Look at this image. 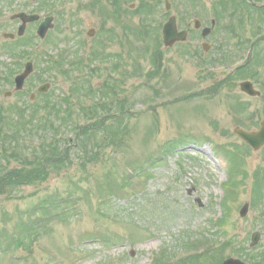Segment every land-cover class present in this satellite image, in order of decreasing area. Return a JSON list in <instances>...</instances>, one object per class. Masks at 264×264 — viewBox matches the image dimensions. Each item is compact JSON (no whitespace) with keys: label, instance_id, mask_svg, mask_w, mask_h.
Masks as SVG:
<instances>
[{"label":"rangeland","instance_id":"rangeland-1","mask_svg":"<svg viewBox=\"0 0 264 264\" xmlns=\"http://www.w3.org/2000/svg\"><path fill=\"white\" fill-rule=\"evenodd\" d=\"M23 1L2 0L7 11L1 17L20 12ZM25 1L26 11L37 7L42 19L58 20L48 42L36 40L26 49L29 57L19 71L0 51V77L34 63L23 105L38 101L39 117L56 105L34 128L40 135L16 140L21 147L14 148L27 154L21 156L19 186L2 182L0 188V264H192L186 259L196 255L193 264L229 258L264 264V146L254 150L234 133L257 132L264 123V70L257 64L237 70V63L211 70L163 44V57L153 65L152 48L140 36L120 44L123 31L110 10L100 17L69 0H48L51 6ZM127 19L134 28L142 24L138 16ZM163 22L153 17L146 29L152 34L151 25ZM111 34L116 43L108 41ZM99 36L106 42L96 49ZM53 58H61L56 76L49 72ZM148 72L157 74L151 78ZM244 81L262 96L244 94ZM215 84L221 85L216 92ZM43 85L49 91L40 98ZM7 91L14 89L0 87L5 109L18 99H7ZM32 94H38L33 102ZM51 142L56 156L45 171L39 169V179L25 175L24 169L36 172L32 161ZM3 159L0 184L6 172L20 167ZM256 232L260 241L251 248Z\"/></svg>","mask_w":264,"mask_h":264},{"label":"flooded vegetation","instance_id":"flooded-vegetation-1","mask_svg":"<svg viewBox=\"0 0 264 264\" xmlns=\"http://www.w3.org/2000/svg\"><path fill=\"white\" fill-rule=\"evenodd\" d=\"M41 1H43L45 5L51 6L48 0ZM69 1H72L69 5L78 7L80 11L97 12L100 17H103V15L106 16L110 10L112 16L116 20V24L123 31V41L121 40L120 44H123L125 40L131 37L137 39L138 36H140V41L144 40V42L152 48L150 52V61L153 65L157 64L156 59L163 57V52L160 50V45L163 44L164 48L167 50L178 48L179 54L185 59L187 58L186 60L189 59L188 61L191 63L210 67L211 70H215L214 65L223 63L241 64L237 70L239 68L246 70L252 65L257 64L260 70H264V0ZM1 2L2 0H0V4ZM25 4L26 1L24 0L21 4V11L12 13L8 18L1 17V13L3 12L4 14L7 10L3 9V6H0V40H3L5 44L3 49L2 47L0 48V51L3 52L4 50L11 60L16 62L17 67H19L18 71L22 66V61H24L26 57H29L25 55L26 49L30 50L33 48V42L36 40L38 42L41 41L37 33L40 25L46 18L52 17L53 20L51 23L55 27L58 20L56 15L42 19V16L38 13V10H36L37 7H33V11H26L28 7H25ZM20 14L36 16V19L24 24ZM130 15L138 16L139 21H142L141 26L134 28V23H127L126 17L129 19ZM156 16H161L164 22L160 26L161 29H159L160 27H156L155 24H152V28L155 29L153 33L150 34L146 28L152 23V18ZM172 20L175 23L177 34L172 44L167 45L164 39V29ZM72 24L75 23L72 22ZM22 27H24V29H22ZM145 30L146 34L144 38L142 34ZM95 34V30L88 32L90 37H93ZM47 36V39L45 38L46 41L50 39ZM111 37L112 34L108 38V41L110 40L111 43H116L119 40L115 38L111 39ZM99 39L100 41L93 45L96 49L103 47L106 42H101V36H99ZM84 45V43L79 42V46L84 47ZM96 49L93 51L97 52ZM51 61L55 62V59L53 58ZM23 71L24 69L22 72ZM22 72L16 73L14 69L9 68L3 71V75L0 77V87L3 88L8 86L14 89V91L5 92V97L8 99L16 95L15 97L18 98L15 102L7 105L8 109H5L4 106H0V138L5 136V139L0 140V169L3 166L2 164L5 163L3 159L4 156L8 158L7 163L11 160H16L15 162L18 161L20 163V167L18 166L15 168L17 173H5V178L1 181L0 188L3 185L2 182H11L10 185H13L12 188H17L19 186L20 171H23L22 169L24 168V159L20 154L24 155V153L21 151L18 152L17 155L14 153L6 155L7 152L4 150L8 147H13L10 148L11 151H13L18 150L15 148L21 147L20 143L24 142L22 138L23 131L18 130L16 135V128L21 126L30 128L36 126L40 120L39 115L43 107L38 101L32 105L29 103L23 105L24 101L22 100L24 97L23 91L25 83L34 72L24 82L22 89L16 90V80ZM157 72H151L150 74L148 72L147 76L152 78ZM213 75H215V73L212 72L210 76L212 77ZM251 83L255 87L254 83ZM219 84L225 85V80L219 82ZM221 85L215 84L212 90L216 92L220 89ZM257 91L259 93V98L262 96V92L259 90ZM37 95L38 94H32L30 96V101L33 102ZM14 111H16L17 114H14ZM17 138L20 139L19 146L16 143ZM10 141H12L11 146L8 143ZM38 163L39 162L35 161L32 162V165H34L33 169L36 170V172H33V175L37 176L34 180L39 179ZM7 165L8 164H6V166ZM16 179H18V182H15Z\"/></svg>","mask_w":264,"mask_h":264},{"label":"water","instance_id":"water-1","mask_svg":"<svg viewBox=\"0 0 264 264\" xmlns=\"http://www.w3.org/2000/svg\"><path fill=\"white\" fill-rule=\"evenodd\" d=\"M22 20L26 23L28 21H33L36 19V17H28L24 14L20 15ZM51 20L48 19L44 24L41 25L39 29V34L42 38L45 37L47 31L52 28ZM24 29V27H22ZM22 32V31H21ZM177 34L176 26L174 21L172 20L169 22L165 29H164V39L167 45H171L172 41L174 40L175 35ZM33 71V65L27 64L25 72L19 76L16 80V90H21L25 80L27 77L32 73ZM241 89L243 92L247 93L250 96H258L259 93L254 90V87L251 83L246 82L241 85ZM47 87H42L40 89V92H46ZM235 133L237 136H239L244 142H246L248 145H250L254 150H260L264 146V125H262V128L259 132L256 133H248L240 128H237L235 130ZM249 204H246L243 209L241 210V216L245 217L248 213ZM260 240V234L255 233L252 237L251 247H254L258 244ZM223 264H245L240 260L235 259H228Z\"/></svg>","mask_w":264,"mask_h":264},{"label":"trees","instance_id":"trees-1","mask_svg":"<svg viewBox=\"0 0 264 264\" xmlns=\"http://www.w3.org/2000/svg\"><path fill=\"white\" fill-rule=\"evenodd\" d=\"M55 103H53L52 104V108L51 109H49V112H48V110H44V112H45V115L47 116L48 114H50L52 111L53 112H55ZM47 113V114H46ZM48 117H51V115H48ZM55 118L56 117H54L53 116V121H52V124L54 123V121H55ZM41 119V118H40ZM50 121V119H48V122ZM38 124H40L41 125V122H40V120H39V122H38ZM53 146L56 148V144H53ZM4 151H6V150H4ZM7 152V151H6ZM49 152H51V154H52V152H54V158H55V156H56V149H55V151H51V149L49 150ZM48 152H46V151H44L43 150V152H42V157H41V160H39V166H40V169L41 170H43V169H45V167H46V164L49 162V160L51 161V156H50V154L48 155V159H46V154H47ZM51 158V159H50ZM26 166H27V162H26ZM27 169H24V172H25V175H29V174H33V172H28V171H26ZM41 173H44V172H41ZM22 176H24V175H22ZM21 176V177H22ZM23 178V177H22ZM198 256L196 255V257H194V256H190L188 259H187V261L189 262V263H192L193 264V261L194 260H196V258H197ZM201 259H202V257H204V255L203 256H199Z\"/></svg>","mask_w":264,"mask_h":264}]
</instances>
